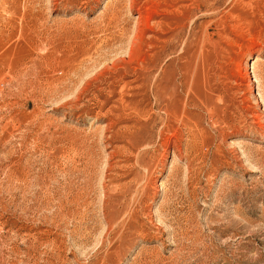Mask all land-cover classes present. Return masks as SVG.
<instances>
[{
	"label": "rangeland",
	"instance_id": "1",
	"mask_svg": "<svg viewBox=\"0 0 264 264\" xmlns=\"http://www.w3.org/2000/svg\"><path fill=\"white\" fill-rule=\"evenodd\" d=\"M0 264H264V0H0Z\"/></svg>",
	"mask_w": 264,
	"mask_h": 264
}]
</instances>
